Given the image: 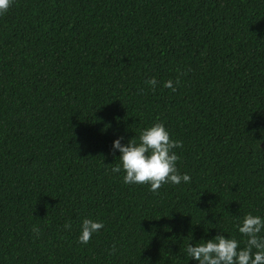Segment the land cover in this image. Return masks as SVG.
<instances>
[{"label": "trees", "instance_id": "16d2710c", "mask_svg": "<svg viewBox=\"0 0 264 264\" xmlns=\"http://www.w3.org/2000/svg\"><path fill=\"white\" fill-rule=\"evenodd\" d=\"M157 120L191 179L153 192L110 171L111 144ZM245 213L264 217V0H12L0 264H196L201 237L244 246ZM83 217L103 221L87 244Z\"/></svg>", "mask_w": 264, "mask_h": 264}, {"label": "clouds", "instance_id": "9594fccd", "mask_svg": "<svg viewBox=\"0 0 264 264\" xmlns=\"http://www.w3.org/2000/svg\"><path fill=\"white\" fill-rule=\"evenodd\" d=\"M11 2L0 0V14L8 10ZM146 83L155 87L157 80L153 77ZM163 87L175 91L172 80L163 81ZM122 139L116 136L112 140L111 148L119 152V163L113 165L110 171H123V183H147L149 190L155 192L162 184L190 182L189 174L179 172L176 167L179 156L174 149L182 147V141L171 139L162 121H154L142 128L138 135L135 134L126 143H122ZM64 227L70 229L71 222L65 221ZM78 228V241L87 244L92 235L103 228V221L83 217ZM236 229L247 238L243 247L236 238L217 233L211 238L201 237L197 243L185 244V255L196 264H264V217L245 213L236 224ZM32 231L39 234V228L35 225Z\"/></svg>", "mask_w": 264, "mask_h": 264}]
</instances>
